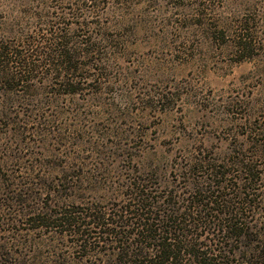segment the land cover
<instances>
[{"label":"trees","instance_id":"obj_1","mask_svg":"<svg viewBox=\"0 0 264 264\" xmlns=\"http://www.w3.org/2000/svg\"><path fill=\"white\" fill-rule=\"evenodd\" d=\"M50 1L0 17V127L6 129L0 138L62 137L70 131L62 118L79 121L58 106L62 97L99 98L114 88L109 57L100 50L108 38L101 24L107 1L61 0L68 1L61 13ZM250 8L251 14L241 13L210 33L237 62L264 58V10ZM141 100L146 108L165 106L167 96ZM244 105L237 99L228 114L241 120L245 143L221 157L195 146L174 159L164 182L152 168L126 165L110 181L106 202L84 195L69 201L72 191L102 184L92 174L101 164L85 171L83 157L59 165L55 175L40 163L25 166L21 176L0 173V207L17 210L6 218L12 224L6 231L13 241L23 231L65 237L79 258L65 263L56 253L49 254L53 261L37 255L35 264H264V129L250 115L236 117ZM4 190L9 193L3 197ZM32 201L37 208H30ZM22 260L0 243V264H30Z\"/></svg>","mask_w":264,"mask_h":264},{"label":"rangeland","instance_id":"obj_2","mask_svg":"<svg viewBox=\"0 0 264 264\" xmlns=\"http://www.w3.org/2000/svg\"><path fill=\"white\" fill-rule=\"evenodd\" d=\"M37 1L0 0V17L7 11L14 15L19 9H32ZM104 1L108 10L101 24L108 38L100 43V50L109 57L114 88L99 98L88 94L62 97L58 102L62 111L79 117V121L60 120L70 127L62 137L0 138V173L11 175L15 171L13 174L21 176L25 166L40 163L41 170L55 175L59 165L83 157L85 171L101 164L92 174L100 176L106 187L93 184L91 175V187L82 186L85 192L72 191L74 198L69 201L84 195L106 202L112 189L110 181L126 165L140 171L152 168L164 182L170 178L174 159L195 146L221 157L233 145L245 143L240 136L243 128L237 126L241 120L228 114L229 105L237 99L245 105L236 108V117L250 115L255 127L264 129V58L237 62L221 40L212 39L210 34L214 27L233 21L241 13L251 14L250 5L264 10V0ZM66 2L48 3L61 13L68 6ZM158 93L166 94L165 106L146 108L147 101L141 99ZM41 96L37 99L43 100ZM15 107V112L21 111ZM47 112H53L52 108ZM5 130L0 127V135ZM124 149L127 158L123 161ZM7 193L4 190L3 197ZM28 205L37 208L35 201ZM14 213L17 210L0 207V243L5 241L10 252L23 256L22 261L35 264L37 255L53 261L54 256L49 255L53 253L65 263L79 259L65 237L51 232L23 231L16 241L11 240L15 236L6 231L12 225L6 218Z\"/></svg>","mask_w":264,"mask_h":264}]
</instances>
